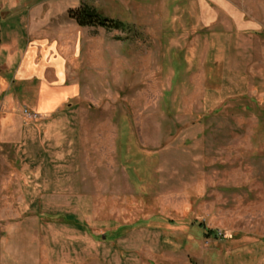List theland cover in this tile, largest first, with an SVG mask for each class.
<instances>
[{
	"label": "rangeland",
	"instance_id": "rangeland-1",
	"mask_svg": "<svg viewBox=\"0 0 264 264\" xmlns=\"http://www.w3.org/2000/svg\"><path fill=\"white\" fill-rule=\"evenodd\" d=\"M83 4L125 30L55 12ZM204 5L0 0L3 37L22 17L77 89L0 141V264H264V28ZM6 74L0 54V115Z\"/></svg>",
	"mask_w": 264,
	"mask_h": 264
},
{
	"label": "crops",
	"instance_id": "crops-1",
	"mask_svg": "<svg viewBox=\"0 0 264 264\" xmlns=\"http://www.w3.org/2000/svg\"><path fill=\"white\" fill-rule=\"evenodd\" d=\"M257 2L205 0V20L210 23L215 19L214 21L226 28L230 35L256 34L264 28V0H259L258 5H255ZM82 6L91 7L83 4L76 5L73 9ZM37 8L40 13L43 12L40 7ZM71 9L62 6L55 12L64 13L68 22L75 25L68 17V11ZM35 11L36 9L32 11L33 14H28L32 23L37 16ZM29 18L26 20L27 27L30 24ZM11 19L14 21L6 32L7 36L3 37L0 29V54L6 75L11 76L10 83L13 88V94L7 96L4 101L7 103L5 111L0 115V141L17 145L21 141L24 120V116L19 112L20 107H26L39 116L50 117L63 107L70 106L69 101L75 98L77 89L75 84L68 82L64 62L56 55L55 46L46 40L32 37L27 31L28 28L24 31L25 23L22 17Z\"/></svg>",
	"mask_w": 264,
	"mask_h": 264
},
{
	"label": "trees",
	"instance_id": "trees-1",
	"mask_svg": "<svg viewBox=\"0 0 264 264\" xmlns=\"http://www.w3.org/2000/svg\"><path fill=\"white\" fill-rule=\"evenodd\" d=\"M68 17L75 22L78 27L81 28H102L106 31L112 30H125V25L119 21L111 20L102 17L93 8L88 6H82L78 9H71L68 11ZM1 43V36H0ZM205 236H209V232L205 231Z\"/></svg>",
	"mask_w": 264,
	"mask_h": 264
},
{
	"label": "built area",
	"instance_id": "built-area-1",
	"mask_svg": "<svg viewBox=\"0 0 264 264\" xmlns=\"http://www.w3.org/2000/svg\"><path fill=\"white\" fill-rule=\"evenodd\" d=\"M24 115H25L28 119H30V120H34V119H36V115L29 114V113H27L26 111L24 112Z\"/></svg>",
	"mask_w": 264,
	"mask_h": 264
}]
</instances>
